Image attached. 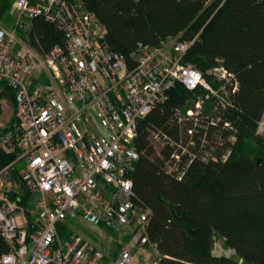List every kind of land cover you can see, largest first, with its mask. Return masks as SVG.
Here are the masks:
<instances>
[{
    "label": "built area",
    "instance_id": "obj_1",
    "mask_svg": "<svg viewBox=\"0 0 264 264\" xmlns=\"http://www.w3.org/2000/svg\"><path fill=\"white\" fill-rule=\"evenodd\" d=\"M40 16L64 33L65 48L42 56L20 38L26 21ZM107 35L96 13L79 0H16L15 26L0 29V93L8 87L18 104L13 127L0 118V153L19 154L11 166L24 163L20 183L36 199L31 224L21 195L7 180L11 166L0 172V239L10 247L0 264H133L138 255L142 264H160L158 256L145 255L152 211L135 203L131 176L140 159L139 122L164 105L177 84L190 91L202 87L207 100L214 96L223 104L222 92H228L185 62L191 43L140 45L130 68ZM209 74L237 91L235 77L223 66ZM204 103L198 98L194 108L176 115L180 125L195 124L189 130L193 147ZM263 130L264 118L258 133ZM155 137L177 147L165 171L182 181L199 152ZM74 219L117 234V255L76 233L62 240L59 225Z\"/></svg>",
    "mask_w": 264,
    "mask_h": 264
},
{
    "label": "trees",
    "instance_id": "obj_2",
    "mask_svg": "<svg viewBox=\"0 0 264 264\" xmlns=\"http://www.w3.org/2000/svg\"><path fill=\"white\" fill-rule=\"evenodd\" d=\"M79 1L106 26L107 43L130 68L140 45L188 42L191 47L185 62L197 67L214 88L226 86L228 92H222L223 104L214 96L207 100L209 93L202 87L190 91L177 84L169 100L139 122L135 145L140 159L131 176L135 203L152 211L147 235L160 264H264V135L258 133L264 118V0ZM0 21L15 26L16 0H0ZM18 34L42 56L55 47H66L64 33L42 16L27 20ZM219 66L235 77V93L229 84L209 74ZM198 98L205 103L193 147L189 130L195 124L180 125L176 115L194 108ZM6 100L15 108L13 127L18 104L15 92L5 86L0 93V118ZM157 133L199 152L182 181L165 171L177 147L167 143L157 155L152 141ZM18 158L17 153L1 152L0 172ZM19 173L16 169L13 178L18 179ZM22 199L32 224L30 192ZM58 229L62 240L74 234L68 223ZM219 241L237 259L215 255ZM9 251L0 239V258Z\"/></svg>",
    "mask_w": 264,
    "mask_h": 264
},
{
    "label": "rangeland",
    "instance_id": "obj_3",
    "mask_svg": "<svg viewBox=\"0 0 264 264\" xmlns=\"http://www.w3.org/2000/svg\"><path fill=\"white\" fill-rule=\"evenodd\" d=\"M13 15H15V14L13 13ZM13 18H15V17L13 16ZM12 27H13L12 24L8 25V24L0 21V29L1 28L11 29ZM172 41H174V40H171L170 42H172ZM3 111H4L3 116H2L3 122L6 125L12 123L16 113H15V108L13 107V105L10 101H6L3 103ZM259 135L263 136L264 130ZM152 141H153V144L155 146L157 155H160V152L162 151V149L166 145L165 142L161 139H157L155 137V134H153ZM23 167H24V163L20 162L16 166H11L5 172V173H8V179L7 180H9V182H10L9 185H10L11 189L13 191L19 193L21 195V197H25L27 195V192H29V191H27L26 187L24 185H21V183H20V173L22 172ZM16 169H18L20 171L18 179L13 178V174H14ZM35 203H36V199L33 197V195H31L30 204H32V206H33L32 213H34L33 210H34ZM68 224H69V230L70 231H72L73 233L79 234V235L85 237L86 239L92 241L94 245L101 248L107 254H110L111 252L109 253V252L105 251L106 247H105V245H102L104 243L103 241L109 240L108 242H106L107 248H109L110 246L116 248L118 245L117 242L114 240V238L111 237L112 234H105L104 232H101L100 228H95L94 226H92L89 223L84 222L80 219H74L71 222H69ZM107 231H109V229H107ZM114 236L116 237L118 235L115 234ZM214 254L217 256L223 255V256H228V257H232V258L237 259L236 253L233 250L225 249L222 241H219L216 244L215 249H214Z\"/></svg>",
    "mask_w": 264,
    "mask_h": 264
},
{
    "label": "crops",
    "instance_id": "obj_4",
    "mask_svg": "<svg viewBox=\"0 0 264 264\" xmlns=\"http://www.w3.org/2000/svg\"><path fill=\"white\" fill-rule=\"evenodd\" d=\"M101 232H104L105 234H112L111 237L113 238H116L114 235L115 233H113L112 231H107V229H101ZM114 234V235H113ZM112 239V238H111ZM110 239V240H111ZM115 240V239H114ZM109 240L107 241H103L104 243L102 245H105L106 247V252H111L110 254L114 257L115 255H117L118 253V246L116 248L112 247V246H108L109 248H107V244L106 242H108ZM145 255L148 257V258H156L159 254H158V251L155 247H151L147 250V252L145 253ZM142 260H143V256L142 255H138L137 258H136V261L133 263V264H142Z\"/></svg>",
    "mask_w": 264,
    "mask_h": 264
}]
</instances>
